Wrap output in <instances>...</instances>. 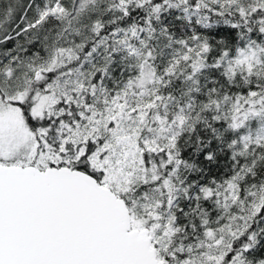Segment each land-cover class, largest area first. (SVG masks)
Masks as SVG:
<instances>
[{"label":"snow or ice","instance_id":"snow-or-ice-1","mask_svg":"<svg viewBox=\"0 0 264 264\" xmlns=\"http://www.w3.org/2000/svg\"><path fill=\"white\" fill-rule=\"evenodd\" d=\"M0 264H264V0H0Z\"/></svg>","mask_w":264,"mask_h":264}]
</instances>
